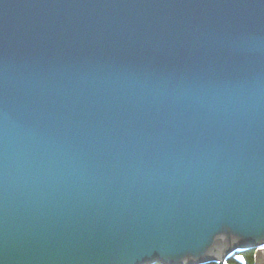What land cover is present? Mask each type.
<instances>
[{
  "label": "water",
  "instance_id": "95a60500",
  "mask_svg": "<svg viewBox=\"0 0 264 264\" xmlns=\"http://www.w3.org/2000/svg\"><path fill=\"white\" fill-rule=\"evenodd\" d=\"M261 243L264 0H0V264Z\"/></svg>",
  "mask_w": 264,
  "mask_h": 264
},
{
  "label": "trees",
  "instance_id": "16d2710c",
  "mask_svg": "<svg viewBox=\"0 0 264 264\" xmlns=\"http://www.w3.org/2000/svg\"><path fill=\"white\" fill-rule=\"evenodd\" d=\"M240 257L241 259H237ZM204 264H217V262H207ZM225 264H255V257L253 251H244L239 253H231L225 259Z\"/></svg>",
  "mask_w": 264,
  "mask_h": 264
},
{
  "label": "bare ground",
  "instance_id": "6f19581e",
  "mask_svg": "<svg viewBox=\"0 0 264 264\" xmlns=\"http://www.w3.org/2000/svg\"><path fill=\"white\" fill-rule=\"evenodd\" d=\"M261 245L262 244H260L258 246H255L254 248H248V249H245L243 251H236L234 253H239V252H244V251H253V254H254V257H255V263L257 262L258 264H264V259L262 260V255L260 256V254H264V245L263 246H261ZM232 246H233V248L234 247L235 248H239L240 247V246H237L235 242H233ZM232 246H231V248H232Z\"/></svg>",
  "mask_w": 264,
  "mask_h": 264
},
{
  "label": "rangeland",
  "instance_id": "374dc122",
  "mask_svg": "<svg viewBox=\"0 0 264 264\" xmlns=\"http://www.w3.org/2000/svg\"><path fill=\"white\" fill-rule=\"evenodd\" d=\"M262 245L261 246H263L264 244L263 243H261ZM260 245V244H259ZM258 246V245H257ZM233 253V252H232ZM231 254V253H230ZM229 254V255H230ZM262 255V260L264 259V254H260V256ZM228 257V255L225 257V259ZM213 261H215V260H210V262H213ZM260 261V260H259ZM215 262H217V261H215ZM225 262V261H224ZM204 264V263H203ZM218 264V263H217ZM255 264H258L257 262L255 263Z\"/></svg>",
  "mask_w": 264,
  "mask_h": 264
},
{
  "label": "snow or ice",
  "instance_id": "6c2138e0",
  "mask_svg": "<svg viewBox=\"0 0 264 264\" xmlns=\"http://www.w3.org/2000/svg\"><path fill=\"white\" fill-rule=\"evenodd\" d=\"M237 259H241L240 257H238Z\"/></svg>",
  "mask_w": 264,
  "mask_h": 264
}]
</instances>
